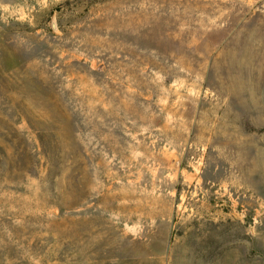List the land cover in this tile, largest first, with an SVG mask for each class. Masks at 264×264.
Wrapping results in <instances>:
<instances>
[{"label": "rangeland", "instance_id": "374dc122", "mask_svg": "<svg viewBox=\"0 0 264 264\" xmlns=\"http://www.w3.org/2000/svg\"><path fill=\"white\" fill-rule=\"evenodd\" d=\"M0 264H264V0H0Z\"/></svg>", "mask_w": 264, "mask_h": 264}]
</instances>
